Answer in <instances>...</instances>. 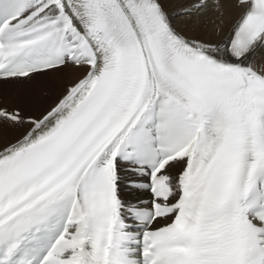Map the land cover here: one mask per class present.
Masks as SVG:
<instances>
[{
    "label": "snow or ice",
    "instance_id": "1",
    "mask_svg": "<svg viewBox=\"0 0 264 264\" xmlns=\"http://www.w3.org/2000/svg\"><path fill=\"white\" fill-rule=\"evenodd\" d=\"M258 53L264 0H0V82L62 81L0 96V264H264Z\"/></svg>",
    "mask_w": 264,
    "mask_h": 264
},
{
    "label": "bare ground",
    "instance_id": "2",
    "mask_svg": "<svg viewBox=\"0 0 264 264\" xmlns=\"http://www.w3.org/2000/svg\"><path fill=\"white\" fill-rule=\"evenodd\" d=\"M164 2H165V6L167 8H169L170 10H176V6L180 3L185 2V0H164ZM234 20H235V14H233L231 16L228 23L230 24ZM225 30H227V29H225ZM256 60L259 63H264V54L258 53L256 55ZM57 79H58L57 76H53V80L46 81V83L44 85L38 84V83H32L29 87H26L25 89L22 86L20 88H16V86H13V85L8 88V85L11 84V83H9L7 85V87H4L3 91L0 92V96L19 94V95L24 96L26 99H28L30 103L38 104L39 102H44L46 100L48 101V98L46 96L40 98L38 93L43 92L45 94V91L47 90V86H51L52 84L57 83V82H62V81H59ZM37 90H39L38 93H37ZM39 106L40 105H37L36 107H39Z\"/></svg>",
    "mask_w": 264,
    "mask_h": 264
},
{
    "label": "rangeland",
    "instance_id": "3",
    "mask_svg": "<svg viewBox=\"0 0 264 264\" xmlns=\"http://www.w3.org/2000/svg\"><path fill=\"white\" fill-rule=\"evenodd\" d=\"M53 76H56V74H53ZM58 80V79H57ZM8 84H4L3 82H0V92L3 91L4 87H7ZM16 86V88H20L21 86L24 87V89L26 87H29L31 84H27V83H11L10 85H8V88L11 87V86ZM39 92V90H37V93ZM39 94V97L42 98V97H45V94L43 92L41 93H38ZM48 101H44V102H39L38 104H33L35 107L37 105H40L39 107L37 108H40V107H43Z\"/></svg>",
    "mask_w": 264,
    "mask_h": 264
}]
</instances>
